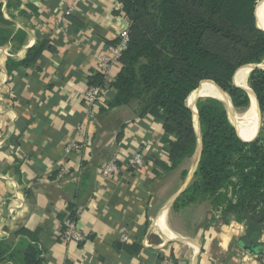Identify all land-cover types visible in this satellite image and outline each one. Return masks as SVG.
<instances>
[{
  "label": "crops",
  "instance_id": "0c3cea01",
  "mask_svg": "<svg viewBox=\"0 0 264 264\" xmlns=\"http://www.w3.org/2000/svg\"><path fill=\"white\" fill-rule=\"evenodd\" d=\"M1 3L0 242L12 257L0 264H23L32 241L43 264H264V228L262 251L249 254L244 222L223 223L209 202H177L195 180L198 144L171 168L174 138L162 121L139 117L135 103L111 107L122 65L103 77L97 61L128 28L118 0ZM35 45L39 59L24 65ZM95 77L105 90L90 109L82 95ZM114 156L118 174L103 176ZM71 207L85 238L78 244L60 238Z\"/></svg>",
  "mask_w": 264,
  "mask_h": 264
},
{
  "label": "trees",
  "instance_id": "16d2710c",
  "mask_svg": "<svg viewBox=\"0 0 264 264\" xmlns=\"http://www.w3.org/2000/svg\"><path fill=\"white\" fill-rule=\"evenodd\" d=\"M259 1L118 0L129 20V42L119 58L122 70L111 102V107L135 103L139 117L162 121L163 131L174 138L171 168L191 158L200 139L195 180L177 202H209L223 223L244 222L251 235L244 243L256 245L264 228V138L242 141L225 106L213 98L196 103L197 133L186 101L212 82L235 108L248 107L249 96L233 85V77L243 66L264 61V31L255 17ZM1 7L0 0V25L5 23ZM5 38L0 32V44ZM42 47L29 49L23 64L37 61ZM247 83L264 114V69L250 72ZM90 84L102 80L95 77ZM32 242L23 264H43L42 250ZM8 252L10 247L0 242V259H10Z\"/></svg>",
  "mask_w": 264,
  "mask_h": 264
},
{
  "label": "built area",
  "instance_id": "2783aa9c",
  "mask_svg": "<svg viewBox=\"0 0 264 264\" xmlns=\"http://www.w3.org/2000/svg\"><path fill=\"white\" fill-rule=\"evenodd\" d=\"M73 5L69 6L65 11V16H70L73 13ZM129 42V33L128 28L120 31L118 35V43L114 47L108 49L107 54H101L99 60L97 61V69L99 74L103 77H106L108 68L110 64L118 62L121 54L127 48ZM105 90V85L102 84L94 86L91 85L86 88L82 95V102L88 108H94L99 99L101 98ZM143 165V160L140 153L135 154L129 160V166L132 168H139ZM119 171V159L117 156H114L109 163H107L102 169L101 174L103 176L117 175ZM63 176L61 172L59 178ZM77 218L78 211H75L74 218H71L70 215L63 222V230L61 231L60 238L63 243H81L85 240L83 235L77 229ZM124 239V237H123ZM160 264H171L168 259L161 260Z\"/></svg>",
  "mask_w": 264,
  "mask_h": 264
},
{
  "label": "bare ground",
  "instance_id": "6f19581e",
  "mask_svg": "<svg viewBox=\"0 0 264 264\" xmlns=\"http://www.w3.org/2000/svg\"><path fill=\"white\" fill-rule=\"evenodd\" d=\"M257 15L259 17L261 26L264 28V0H262L257 8ZM249 75V67H242L237 71L234 77V82L236 85L246 87L247 85V77ZM212 84V83H209ZM213 85V84H212ZM207 85L199 88L198 93L202 97H209L213 99H217L221 103H224L227 109V114L230 121L235 125L238 134L243 140L252 139L257 133L259 126V114L257 109V102L254 96L250 93L247 94L249 96V104L246 110L243 113H237L232 107L229 98L226 94L220 91L215 85ZM195 94H191L188 98V103L192 107L194 106Z\"/></svg>",
  "mask_w": 264,
  "mask_h": 264
},
{
  "label": "water",
  "instance_id": "95a60500",
  "mask_svg": "<svg viewBox=\"0 0 264 264\" xmlns=\"http://www.w3.org/2000/svg\"><path fill=\"white\" fill-rule=\"evenodd\" d=\"M262 1V0H261ZM260 1V2H261ZM259 2V3H260ZM259 3H258V5H259ZM258 5L256 6V10H255V17H256V21H257V26H258V28L259 29H261V30H263L264 31V28L261 26V23H260V20H259V17H258V15H257V8H258ZM243 67H249V74H250V72H252L253 70H255V69H264V61L262 62V63H260V64H250V65H246V66H243ZM236 74V73H235ZM249 76V75H248ZM234 77H235V75H234ZM234 77H233V85L234 86H236V87H238V88H240V89H242V90H244L246 93H247V91H248V93H250V94H252L253 96H254V98L256 99V97H255V95L253 94V92L250 90V88H248V90L246 89V87H242V86H239V85H236L235 84V82H234ZM247 82H248V77H247ZM209 83H212V82H209ZM213 84V83H212ZM214 85V84H213ZM247 85H248V83H247ZM200 87V86H199ZM199 87L195 90V91H193L191 94H195V100L194 101H196L197 99H199V98H205V97H202V96H200L199 95V93H198V90H199ZM218 88V87H217ZM219 89V88H218ZM220 91H221V89H219ZM206 98H209V97H206ZM229 98V97H228ZM188 100V99H187ZM217 100V99H216ZM229 101H230V103H231V100H230V98H229ZM257 102V101H256ZM222 104H224V103H222ZM186 105H187V107L189 108V109H191L192 111H193V116H194V123H195V130H196V132L198 133L199 132V125H198V118H197V110H196V107L194 106V107H192L191 105H189V103H188V101H186ZM231 105H232V103H231ZM226 107V106H225ZM232 107H233V105H232ZM257 109H258V114H259V124H260V117H261V114H260V111H259V108H258V104H257ZM226 111H227V109H226ZM229 118V117H228ZM231 122V121H230ZM232 125H233V127L235 128V130H236V132H237V134H238V131H237V129H236V127H235V125L233 124V123H231ZM258 129H259V126H258ZM257 133H258V130H257ZM257 133L255 134V136L252 138V139H250V140H243V139H241V137H240V135L238 134V136H239V138L242 140V141H244V142H251V141H253L255 138H256V136H257ZM200 156H201V142H200V139L198 140V161H197V165H198V163H199V160H200ZM241 247L247 252V253H249V254H258V253H260L261 251H262V247L260 246V245H256L255 244V242H253V241H251V243H244V242H242L241 243Z\"/></svg>",
  "mask_w": 264,
  "mask_h": 264
},
{
  "label": "rangeland",
  "instance_id": "374dc122",
  "mask_svg": "<svg viewBox=\"0 0 264 264\" xmlns=\"http://www.w3.org/2000/svg\"><path fill=\"white\" fill-rule=\"evenodd\" d=\"M261 1V0H260ZM259 1V2H260ZM258 2V3H259ZM258 3H257V5H258ZM214 84V83H213ZM215 85V84H214ZM216 86V85H215ZM217 87V86H216ZM219 88V87H218ZM220 89V88H219ZM222 91V90H221ZM223 92V91H222ZM223 93H225V92H223ZM226 94V93H225ZM227 95V94H226ZM228 96V95H227ZM206 98V97H205ZM205 98H199V99H197L196 101H194V106L196 107V103L201 99V100H203V99H205ZM220 102V101H219ZM224 105V104H223ZM193 106V107H194ZM225 106V105H224ZM226 108V107H225ZM233 108H234V110L237 112V113H243L245 110H246V108H244V109H240V108H235L234 106H233ZM228 115V114H227ZM229 121H230V119H229ZM230 123H232V122H230ZM264 138V114H261V117H260V124H259V129H258V133H257V136H256V138L255 139H257V138ZM254 139V140H255ZM221 218V217H220Z\"/></svg>",
  "mask_w": 264,
  "mask_h": 264
}]
</instances>
